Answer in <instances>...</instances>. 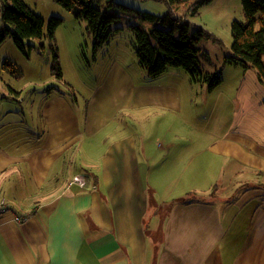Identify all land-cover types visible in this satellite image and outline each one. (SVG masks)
I'll list each match as a JSON object with an SVG mask.
<instances>
[{"label": "crops", "instance_id": "0c3cea01", "mask_svg": "<svg viewBox=\"0 0 264 264\" xmlns=\"http://www.w3.org/2000/svg\"><path fill=\"white\" fill-rule=\"evenodd\" d=\"M104 47L91 76L70 58L83 93L61 57L60 84L37 91L30 116L21 103L16 138L0 139V196L14 208L0 214V264H264V144L210 138L227 181L192 197L201 173L188 172L198 148L183 144L182 72L150 77L131 43Z\"/></svg>", "mask_w": 264, "mask_h": 264}, {"label": "rangeland", "instance_id": "374dc122", "mask_svg": "<svg viewBox=\"0 0 264 264\" xmlns=\"http://www.w3.org/2000/svg\"><path fill=\"white\" fill-rule=\"evenodd\" d=\"M25 1L37 14L44 17L45 31L52 16L63 19V23L56 31L59 55L60 58L64 57L67 75L77 82L79 90L83 93L79 76L74 70L77 68L76 63L70 58L78 56L77 58L81 61L80 69L91 76L92 71H97L94 55L97 54L96 58L99 59L102 55L100 52H103L105 47L97 53L94 51L91 43L92 36L87 31V23L77 19L74 11L66 9L54 0ZM117 1L156 15H165L169 10L167 3L163 0ZM190 20L210 33L209 37L204 36L199 43L210 57L208 59L202 56V66L210 71L221 70L222 74V81L213 89H209L207 83L191 82L184 69L173 68L182 72L176 78H183L181 80L184 91L183 144H189L187 139H192L198 148L194 149L195 157L193 163L188 166V172L198 165L201 173L200 184L188 193L192 197L199 198L207 197V192L216 186L222 187L227 181L224 161L227 162L228 158L217 156L208 150L210 138H228L230 134H233L264 144V83L260 82L253 67L244 68L226 61L233 43V21L246 22L247 20L241 0H211L203 5L199 14L192 16ZM144 25L146 28H151L154 24L144 22ZM117 38H122L130 44L132 33L125 29L113 37V39ZM79 40L81 42L78 43L82 45L80 51L76 45ZM43 42L47 44L45 50L42 49L40 41L28 39L25 41V51H23L16 45L13 36L9 35L0 45V86L3 91L6 90L5 93L8 96L10 95V97L3 95V101L0 99V139L14 140L16 138L17 128L8 123L19 117L18 110H22L21 103L25 107V113L30 116L31 109L26 108V105L38 100L37 91L60 84L59 80L51 74L52 54L48 49L49 44L46 40ZM1 93L4 94V92ZM16 94L22 96L24 102H19ZM5 143L10 144L8 141ZM184 163H187L186 160ZM188 172L184 176L190 175ZM171 179L172 183L177 181L174 176ZM220 195L223 194L218 190V196Z\"/></svg>", "mask_w": 264, "mask_h": 264}, {"label": "trees", "instance_id": "16d2710c", "mask_svg": "<svg viewBox=\"0 0 264 264\" xmlns=\"http://www.w3.org/2000/svg\"><path fill=\"white\" fill-rule=\"evenodd\" d=\"M54 1L74 11L77 19L87 23L95 52L108 44L116 34L128 29L133 36L131 45L137 59L150 77L160 76L174 67L184 69L193 83H207L209 89L222 81L221 70L210 71L202 66V56L210 57L199 43L204 36L209 37L210 33L190 20L211 0H163L169 7L165 15L141 11L117 0ZM241 2L247 20L233 21V43L226 61L244 68L253 67L260 82L264 83V0ZM2 5L0 45L7 36L12 35L16 45L23 51L28 39L40 41L45 50L47 44L43 41L46 40L52 54L51 73L57 79H63L56 43V31L63 19L52 16L45 31L44 17L37 14L25 0H2ZM144 22L154 25L146 28ZM66 94L76 98L70 85Z\"/></svg>", "mask_w": 264, "mask_h": 264}, {"label": "built area", "instance_id": "2783aa9c", "mask_svg": "<svg viewBox=\"0 0 264 264\" xmlns=\"http://www.w3.org/2000/svg\"><path fill=\"white\" fill-rule=\"evenodd\" d=\"M73 183H77L81 186H84L86 184V180L84 178V176L82 175H77L73 181ZM6 212H14V208L13 205L11 204V202L9 200H7L6 197L4 196H0V214L6 213ZM27 218L25 213H14V219L17 222H23L25 221Z\"/></svg>", "mask_w": 264, "mask_h": 264}]
</instances>
